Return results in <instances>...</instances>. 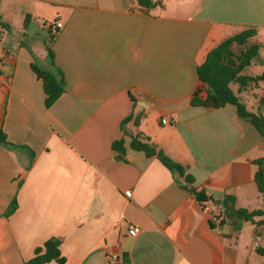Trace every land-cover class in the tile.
Instances as JSON below:
<instances>
[{
	"label": "crops",
	"instance_id": "1",
	"mask_svg": "<svg viewBox=\"0 0 264 264\" xmlns=\"http://www.w3.org/2000/svg\"><path fill=\"white\" fill-rule=\"evenodd\" d=\"M154 1L0 0L11 27H0V131L16 146L0 144V264H24L53 236L63 264H264L263 224L214 218L227 194L236 207L263 205L254 175L264 136L233 104H191L196 90L206 95L197 66L224 38L255 28L264 63V0ZM32 22L42 24L37 46L23 40ZM53 22L62 26L52 38ZM49 48L64 92L46 107L30 64L48 66ZM136 135L180 163L207 200L132 148ZM119 139L125 160L112 149Z\"/></svg>",
	"mask_w": 264,
	"mask_h": 264
},
{
	"label": "trees",
	"instance_id": "2",
	"mask_svg": "<svg viewBox=\"0 0 264 264\" xmlns=\"http://www.w3.org/2000/svg\"><path fill=\"white\" fill-rule=\"evenodd\" d=\"M139 6L152 8L156 6L154 0H136ZM29 17H25L23 26L28 25ZM0 27L10 31L11 27L7 23L1 21ZM257 33L253 27H247L244 30L228 36L211 48L203 62L197 66V75L199 80L205 85L206 95H199L196 90L191 98V104L204 107H222L226 104H233L238 108L242 117L250 121L264 136V96L259 99L260 106L257 112L248 111L245 105L240 101L238 93L252 86H259L260 82H264V71L260 75L250 76L242 74V71L258 57L260 45L254 43L252 38ZM53 38V34H50ZM48 66L41 67L35 62H31L30 66L36 76L42 81V87L45 93L44 103L46 107L51 106L58 97L64 92L63 73L57 68L53 60V52L49 48ZM237 85V94L231 87V84ZM132 118L129 115L124 121ZM135 122L138 119L135 118ZM0 144L6 148L16 147L13 143L6 140V136L0 131ZM131 146L134 149L142 150L147 156H155L160 162L168 168L174 175L180 186L189 191L198 201L207 200L202 190H196L193 184V177L185 173L184 167L167 156L161 149L155 145L142 141L139 137L133 136ZM112 149L118 154V159L125 160V150L123 140H115L112 142ZM264 157L255 161L258 168L254 175V181L257 190L263 195L262 202L264 205ZM216 209L215 217L220 225L228 224L233 227L242 221H251L255 224L264 225V208L248 210L242 207H236V200L233 195L227 194L222 199L214 200ZM16 208L15 198L11 201L4 215H10ZM58 237H50L42 246L34 250V256L27 260L24 264H46L55 260L63 264L65 258L61 255L58 244ZM256 251L264 255V247H257Z\"/></svg>",
	"mask_w": 264,
	"mask_h": 264
},
{
	"label": "rangeland",
	"instance_id": "3",
	"mask_svg": "<svg viewBox=\"0 0 264 264\" xmlns=\"http://www.w3.org/2000/svg\"><path fill=\"white\" fill-rule=\"evenodd\" d=\"M41 22L40 26L36 24V22H32L29 25V28L26 31V36L23 38V40L26 41H32L33 45H38V43H41V34L43 32L41 28ZM45 31V30H44ZM45 41L48 42L49 35L48 32H45ZM262 53L264 54V47L262 48ZM41 67H47L43 65H39ZM264 71V63L261 61H258L257 58H255L249 66H247L243 71L242 74L244 75H250V76H256L260 75ZM232 89L237 94V85L231 84ZM238 96L240 98V101L245 105V108L248 111L257 112L258 108L260 106L259 99L264 96V82H260L259 86H252L247 89L242 90L240 93H238ZM262 114L264 115V108L262 109ZM260 208H263V205H260ZM255 226V223L251 221H242L236 225V229H242L245 230V228H249L250 230L253 229Z\"/></svg>",
	"mask_w": 264,
	"mask_h": 264
},
{
	"label": "built area",
	"instance_id": "4",
	"mask_svg": "<svg viewBox=\"0 0 264 264\" xmlns=\"http://www.w3.org/2000/svg\"><path fill=\"white\" fill-rule=\"evenodd\" d=\"M61 26H62V23L61 22H53L52 26H50L51 33L53 35H55L56 32L58 31V29L61 28ZM161 121H162V123H166L167 122L165 118L161 119ZM214 218H216V217H214ZM138 231H139V227H137L135 225H131L129 227L128 233L131 236H135L138 233ZM109 261L111 263H115L117 261V255L110 254L109 255Z\"/></svg>",
	"mask_w": 264,
	"mask_h": 264
},
{
	"label": "water",
	"instance_id": "5",
	"mask_svg": "<svg viewBox=\"0 0 264 264\" xmlns=\"http://www.w3.org/2000/svg\"><path fill=\"white\" fill-rule=\"evenodd\" d=\"M12 32L18 37L21 38L22 34L14 27H12Z\"/></svg>",
	"mask_w": 264,
	"mask_h": 264
}]
</instances>
